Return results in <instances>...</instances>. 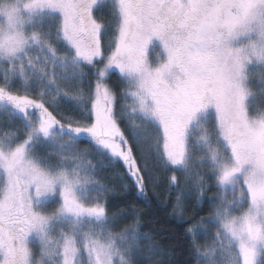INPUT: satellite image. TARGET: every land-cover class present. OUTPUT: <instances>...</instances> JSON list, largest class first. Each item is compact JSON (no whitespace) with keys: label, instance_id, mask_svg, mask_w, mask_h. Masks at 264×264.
<instances>
[{"label":"snow or ice","instance_id":"snow-or-ice-1","mask_svg":"<svg viewBox=\"0 0 264 264\" xmlns=\"http://www.w3.org/2000/svg\"><path fill=\"white\" fill-rule=\"evenodd\" d=\"M0 81V115L23 122L0 133V264H139L149 238L116 230L85 138L140 194L163 167L202 197L207 168L199 264H264V0H0Z\"/></svg>","mask_w":264,"mask_h":264},{"label":"trees","instance_id":"trees-1","mask_svg":"<svg viewBox=\"0 0 264 264\" xmlns=\"http://www.w3.org/2000/svg\"><path fill=\"white\" fill-rule=\"evenodd\" d=\"M103 16L106 21L111 19L106 9L103 10ZM107 45L108 40L105 38V49ZM85 72L87 79L94 82V70L86 68ZM106 82L119 97L124 87L119 73L110 72ZM17 87H19L18 84ZM84 87L87 91L88 84ZM123 103L122 100L119 101V104ZM59 104L61 111L65 113L72 111L73 106L66 101L61 99ZM9 119V117L0 115V133L13 128L22 131L23 122L21 120H11L9 123ZM77 148L88 153V158L100 169L95 178L110 189L103 195L109 215L117 217L116 230L133 226L138 222V234L149 238L140 243L142 251L137 257L139 264H199L193 248V239L190 238L187 229L198 225L200 219L207 220L212 216L216 207L212 201L217 195V188L207 168L202 169L206 173L204 179L208 182V189L202 197L197 195L195 188L190 186L191 181H187L182 172L175 171L174 168L164 169L163 167L153 169L154 180L147 182L145 193L140 194L121 163L108 164L86 138L77 145ZM46 150V146L38 149L41 154H44ZM145 151L150 152L151 149L146 148ZM173 174L178 178L179 189L169 187V178ZM178 195L180 196V207H177ZM204 228L209 232L215 230L207 224ZM195 241L202 246L210 242V237L203 234L197 235ZM152 244L159 245V248L149 250ZM154 252L160 254L155 255Z\"/></svg>","mask_w":264,"mask_h":264},{"label":"rangeland","instance_id":"rangeland-1","mask_svg":"<svg viewBox=\"0 0 264 264\" xmlns=\"http://www.w3.org/2000/svg\"><path fill=\"white\" fill-rule=\"evenodd\" d=\"M155 56H156V52L154 51V52H152L151 54H150V58L151 59H155ZM117 72V71H116Z\"/></svg>","mask_w":264,"mask_h":264}]
</instances>
